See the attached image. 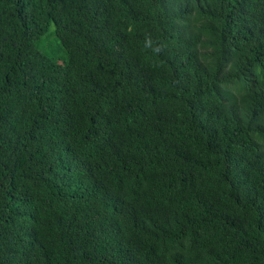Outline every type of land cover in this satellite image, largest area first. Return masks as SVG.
Masks as SVG:
<instances>
[{
	"label": "trees",
	"instance_id": "trees-1",
	"mask_svg": "<svg viewBox=\"0 0 264 264\" xmlns=\"http://www.w3.org/2000/svg\"><path fill=\"white\" fill-rule=\"evenodd\" d=\"M0 264H264V0H0Z\"/></svg>",
	"mask_w": 264,
	"mask_h": 264
},
{
	"label": "rangeland",
	"instance_id": "rangeland-1",
	"mask_svg": "<svg viewBox=\"0 0 264 264\" xmlns=\"http://www.w3.org/2000/svg\"><path fill=\"white\" fill-rule=\"evenodd\" d=\"M54 26L51 25L45 37L41 39L40 51L58 63L65 62L66 53L53 35Z\"/></svg>",
	"mask_w": 264,
	"mask_h": 264
}]
</instances>
